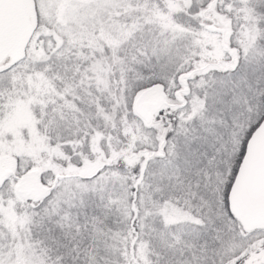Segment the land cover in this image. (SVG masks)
I'll use <instances>...</instances> for the list:
<instances>
[{"label":"snow or ice","instance_id":"obj_1","mask_svg":"<svg viewBox=\"0 0 264 264\" xmlns=\"http://www.w3.org/2000/svg\"><path fill=\"white\" fill-rule=\"evenodd\" d=\"M0 264H264V0H0Z\"/></svg>","mask_w":264,"mask_h":264}]
</instances>
